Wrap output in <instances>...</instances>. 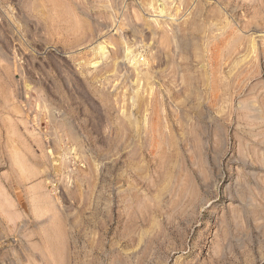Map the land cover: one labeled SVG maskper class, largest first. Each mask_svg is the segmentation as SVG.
<instances>
[{
  "label": "rangeland",
  "instance_id": "1",
  "mask_svg": "<svg viewBox=\"0 0 264 264\" xmlns=\"http://www.w3.org/2000/svg\"><path fill=\"white\" fill-rule=\"evenodd\" d=\"M0 264H264V0H0Z\"/></svg>",
  "mask_w": 264,
  "mask_h": 264
}]
</instances>
